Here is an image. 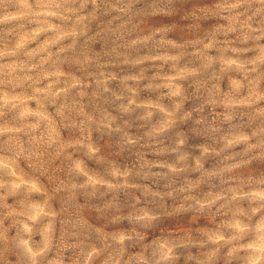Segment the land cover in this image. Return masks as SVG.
Here are the masks:
<instances>
[{
    "label": "clouds",
    "instance_id": "obj_1",
    "mask_svg": "<svg viewBox=\"0 0 264 264\" xmlns=\"http://www.w3.org/2000/svg\"><path fill=\"white\" fill-rule=\"evenodd\" d=\"M0 264H264V0H0Z\"/></svg>",
    "mask_w": 264,
    "mask_h": 264
},
{
    "label": "rangeland",
    "instance_id": "obj_2",
    "mask_svg": "<svg viewBox=\"0 0 264 264\" xmlns=\"http://www.w3.org/2000/svg\"><path fill=\"white\" fill-rule=\"evenodd\" d=\"M34 187H35V186H34ZM8 203H9V204H11V203H12V200H11V199H9Z\"/></svg>",
    "mask_w": 264,
    "mask_h": 264
}]
</instances>
